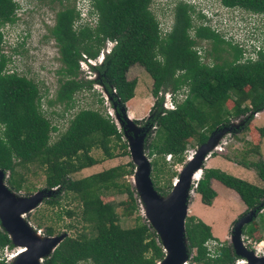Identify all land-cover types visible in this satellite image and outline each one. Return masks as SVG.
Wrapping results in <instances>:
<instances>
[{
	"label": "trees",
	"instance_id": "16d2710c",
	"mask_svg": "<svg viewBox=\"0 0 264 264\" xmlns=\"http://www.w3.org/2000/svg\"><path fill=\"white\" fill-rule=\"evenodd\" d=\"M88 1L89 10L83 16L68 3L54 13L47 37L56 44L60 77L54 98L45 103H58L62 111L68 110L73 106L74 94L89 90L92 82L104 86L117 110L119 104L133 96L135 80L127 79L126 71L133 64L141 66L151 79L150 92L155 96L151 110L159 126L157 134L144 144L149 158V177L155 192L164 196L171 186L158 185L159 174L166 172L158 164L165 163L166 154L173 163L182 162L184 138H193L199 146L231 117L247 113L253 116L254 112L264 110V53L259 52L254 61H242L240 49L211 28L212 18L195 12L183 0H171L172 19L164 33L150 10L153 0ZM217 1L232 10L264 16V0ZM17 8L14 0H0V27L17 20ZM208 8L211 15L217 14L214 8ZM239 17L244 19L240 13ZM81 18L88 21L75 24ZM201 41L208 44L203 51L209 57L208 62L202 61L201 46H197ZM105 42L110 45L100 55ZM12 51L17 52L15 48ZM97 57L99 61L91 63ZM9 58L10 55L2 52L0 30V170L7 172L4 184L14 192L23 190L26 194L31 189L24 182L21 169L31 164L41 167L45 188L58 190L43 202L57 205L60 196L70 193L80 202V219L90 227L88 234L63 235L41 264H156L163 257V251L148 223L137 217L132 226H120L111 205L99 197L105 191L117 189L116 180L132 170L116 165L79 178L69 176L98 162L89 154L92 148L100 149L105 159L115 156V147L122 149L120 155L127 154L112 120L99 109L81 108L66 120V126L60 131L40 109L42 93L37 84L14 69L6 72ZM79 63L92 69L96 78H78ZM182 87L184 92L180 91ZM166 90L182 95L178 101L173 99L172 109L162 105ZM228 100L232 103L230 108L226 107ZM52 133H55L53 137ZM233 162L252 169L264 184V158ZM210 179L233 190L245 212L253 210L255 215L263 212L258 209L263 208L259 204H264V188L218 168L201 167V175L193 188L201 203L209 205L215 196ZM124 190L131 198L126 186ZM64 213L76 214L69 209ZM253 231L251 222L242 228L248 237ZM44 235H52L50 226L45 227ZM184 236L188 254L193 250V255H189L193 264L237 261L226 243L214 249L215 256H206L203 243L212 238L210 228L194 215L184 217ZM5 245L9 247L10 241L0 229V249ZM0 264L6 263L0 259Z\"/></svg>",
	"mask_w": 264,
	"mask_h": 264
},
{
	"label": "rangeland",
	"instance_id": "374dc122",
	"mask_svg": "<svg viewBox=\"0 0 264 264\" xmlns=\"http://www.w3.org/2000/svg\"><path fill=\"white\" fill-rule=\"evenodd\" d=\"M19 1H26L23 8H31V6L35 5L37 6L36 11L34 10L30 13H27L26 15H22L23 20L22 18H17L13 24H10L9 26L3 25L0 27V30L4 33L3 36H5L4 43L2 44V52L6 55H10L6 69H14V71L18 74L25 75V77L32 79L33 82L37 84L39 92L42 93L40 109L42 112H44L46 117L49 118L51 123L55 124L60 131L66 126V120L74 112L81 108L99 109L108 115L121 134V141L125 144V150L127 151V154L120 155L119 153L122 151V149L115 147L113 148L115 156L110 159H105L103 158L100 149L92 148L89 151V154L93 158H96L98 162L89 167L82 168L79 171L70 174L69 176L71 178H79L116 165H121L125 170L131 169L132 173L125 174L116 180V183L119 184L117 189L105 191L101 193L99 197L103 203L111 205V208L113 209L114 215L116 216L117 222L120 224V226H132L135 223L137 217L142 219H144V217L141 213L142 201L139 198L132 182L133 170L136 165L134 158L136 156L134 151L133 157L131 156L132 151L129 149L131 144L130 140H134L135 138L141 139L140 153L138 150H136V154H141L144 158V161L149 162V158L146 156L144 144L149 142L159 131V126L156 123L155 118L152 115L153 111L151 110L155 96H152L150 92L151 79L149 75L142 69L141 66L137 64H133L128 68L125 74L126 78L135 80L133 96L125 103L119 104L117 106V110L116 107L114 109V99L104 88V86L100 83H92L91 81L89 90L83 89L74 94L73 106L68 110L62 111V106L58 105V103L46 105L45 101L47 99H53L55 96V91L58 86V78L60 77L57 71L61 66L55 41L51 37H47V30L53 24L54 13L58 11L60 7L68 3L73 5L76 10L79 8L81 9V3L79 0H68L67 2L63 0L61 3H58V0H30L31 3H27V0ZM207 3L217 12L222 10L220 7H218V3L216 1L207 0ZM172 6L173 2L171 3V0H153L150 4V10L154 14L158 25L164 30V32L167 31L171 23ZM18 13H20V10H18ZM21 13H24V11ZM224 13L234 15L236 19H239L237 11ZM83 21L88 20L81 18L80 20L76 21L75 24L81 23ZM89 23L92 24V19H90ZM42 35L44 36L42 37ZM22 37L23 39L21 40ZM17 42H22V44L17 46ZM109 45L110 44L108 42H105L100 53L102 54L109 47ZM197 46H201L200 55H203V51L208 48V44L203 41H201ZM14 48L17 52L12 51ZM97 61H99V57L92 60L91 62L95 63ZM202 61L208 62L209 57H205L203 55ZM91 71L92 69H86V66L82 63L78 64V78L82 80L96 78L94 72L92 73ZM180 91H183V87L180 89ZM166 92L170 93L168 90H166ZM177 94L176 98L180 99L182 96L180 97ZM98 99H101L100 103L97 102ZM163 101L165 105L164 96H162V102ZM231 104L232 103L230 100L226 101L227 108H230ZM248 115L249 114L247 113L243 116L231 117L228 123L222 126L223 129H215L208 135V138H212L213 136L216 137L215 147L217 149H211L204 154V159L201 161L200 167H210L208 166L209 164L207 162L210 158L214 160V162H210L212 166L215 165V162H219L216 161L217 159L221 160L222 158L229 160L232 163H234L233 161L241 160L243 158L249 161H255L257 159L264 158V111H260L258 115H254V113L253 116ZM242 117L243 122L241 121ZM239 124L242 125L240 126ZM127 125H130L133 130L137 131V135H132L131 132L128 131ZM232 125L238 126L236 130H234V128H230ZM193 134L195 135V133ZM54 135L55 133H52V137ZM183 141L182 162L173 163L172 158H168V156L165 155V163H163V165L161 163L158 164V166H162L164 171L167 172L159 174L158 185H164L166 188L172 186L171 183L173 180H177L185 168L188 166L189 169L191 166L189 165V160L186 159L189 156L192 158L199 146L195 143L193 138H184ZM128 163H130V165ZM234 166L239 167L240 165L234 163ZM242 168L244 170H248L247 174H249V176L240 178L239 175L235 176L234 173L228 174L264 188V184L257 178L255 172L252 169H247L244 167ZM147 169H150V166H148ZM20 172L22 173L24 182L29 185L31 189L28 193H26L27 195L32 194L34 191L46 189L44 186V172L41 167L31 164L25 169H21ZM5 179L6 176H4L3 180ZM190 182L189 190L191 192L189 193V190L186 191L185 216L192 215V209H194L193 206L200 207V204L196 203L199 195L193 191L195 181L191 180ZM217 183L218 187H220L222 191L230 193L226 197L223 195V197H225L224 199H228L229 201L227 200L226 205L221 207L222 209L219 210L217 215L220 220L223 217L226 218L227 213L233 218L228 222V226L225 228V237H223L221 240H214L229 244L231 247L229 242L230 230L233 229L235 222L243 217L247 212L244 211L242 204V207L238 206L240 205V202L236 194L231 192L220 182L217 181ZM125 186L130 191L131 198L126 194L124 190ZM55 193H58L56 187L52 188L48 196L46 195L42 197L40 202L36 204L33 210L27 212L24 215L25 221L30 224L31 228L38 229L42 236H45L44 229L47 226L51 227L52 235L57 236H75L79 233L88 234L90 232L88 223H85L80 219V202L79 200L73 198L70 193L60 196L59 204L57 205L51 206L43 202V199L51 197ZM59 193L61 194L60 191ZM16 194L26 195L24 194L23 190H19L16 192ZM224 199H221L222 201L220 200L217 202L216 206H221ZM260 205L263 207L262 209H258V212L263 210L261 215L254 214L247 222H251V225L254 228L252 236L248 237L244 235L242 230L240 235L242 236V242L245 249L252 251L256 256L264 255V204L260 203L259 206ZM66 209H69L76 214L68 216L64 213V210ZM261 217L262 219H260ZM245 224L243 226H245ZM260 224L263 225V228L260 226ZM257 245L261 247L260 250H257ZM15 250L16 248L10 243V246L6 247V250H4L5 252L2 250L0 253L4 252L7 255ZM189 255H193V250L190 254H188V251L186 252V263L193 264ZM235 257V260L243 259L242 256L237 254H235ZM3 261L6 264H10V261L8 259L6 260L5 256H3ZM233 264H235V261Z\"/></svg>",
	"mask_w": 264,
	"mask_h": 264
},
{
	"label": "water",
	"instance_id": "95a60500",
	"mask_svg": "<svg viewBox=\"0 0 264 264\" xmlns=\"http://www.w3.org/2000/svg\"><path fill=\"white\" fill-rule=\"evenodd\" d=\"M127 129L132 135H137V131L133 130L130 125H127ZM215 139L216 137L214 136L207 138L205 142L199 145L194 156L188 161L189 165H191L189 169L188 166L185 168L177 178L175 185V180H173L172 186L164 196H157L158 194L151 186L149 169H147L149 162H145L141 154H136V150L140 153L141 139L135 138L134 140H130L129 149L132 151L131 156L133 157V151L136 156L134 158L136 165L133 170L132 179L137 181V186H133L142 201L141 213L157 235L163 251V257L156 264H180L186 261L187 242L184 236V217L186 213V191L189 190L190 182L188 184V180H186V187H184L183 183L186 177H190L201 170L200 163L202 160L200 159H204V154L209 151H206L209 145L214 144L215 146ZM4 176L7 177V173L0 170V229L6 234L10 243L15 248L18 245L25 248H23V252L17 253L19 257L16 260H9L10 264H37V258L40 260L38 264H41V260L51 252L62 236H45L50 239L40 243L25 233L18 214L19 212H23L25 215L27 212L33 210L42 197L49 195L52 188L34 191L29 195H18L4 184ZM3 185H5L6 194L3 191ZM13 198L19 199V202H12ZM166 214L169 217H164ZM254 214L253 210L247 211L243 217L235 222L233 229L230 230L229 242L233 252L242 256L246 261L245 264H264V255L256 256L252 251L246 250L242 242V236H240L243 225ZM238 261H241V259Z\"/></svg>",
	"mask_w": 264,
	"mask_h": 264
},
{
	"label": "built area",
	"instance_id": "2783aa9c",
	"mask_svg": "<svg viewBox=\"0 0 264 264\" xmlns=\"http://www.w3.org/2000/svg\"><path fill=\"white\" fill-rule=\"evenodd\" d=\"M189 5H192L194 7V11H200L206 16H209L212 18L210 25L211 28L221 34V36L229 41L232 45H236L237 48L241 51V57L240 59L242 61L249 60L254 61L258 57V53H264V16L257 15L255 13H245L243 11H240L238 9H229L225 6H222L217 0H211L216 1L218 3V7H220L222 10L220 12H217L216 15H211V12L209 11V5L207 3V0H183ZM215 10V9H214ZM231 11H237L238 16L239 13L244 16V19H236L234 15L225 14L224 12H231ZM80 15L83 16L85 14V8L79 9ZM237 20V21H236ZM158 28L162 33H164V30L160 28L158 25ZM169 29V27H168ZM167 29V31H168ZM166 32V31H165ZM2 33V44L4 43L5 36H3ZM6 72H10V70H7ZM165 107L167 108H173V101H172V94L166 93L165 94ZM178 96H181V94H178ZM167 104V105H166ZM263 111V110H262ZM259 112H254V115H258ZM169 158V154H167ZM222 242L215 241L214 239L210 238L207 239L203 245L206 248V256L213 257L215 256L214 249L216 247L221 246ZM6 247L3 246L0 249V252L3 250H6ZM5 252V251H4ZM0 253V259H3V256H5V259H9L10 255L16 254L18 250L12 251L9 254Z\"/></svg>",
	"mask_w": 264,
	"mask_h": 264
},
{
	"label": "crops",
	"instance_id": "0c3cea01",
	"mask_svg": "<svg viewBox=\"0 0 264 264\" xmlns=\"http://www.w3.org/2000/svg\"><path fill=\"white\" fill-rule=\"evenodd\" d=\"M264 111V110H263ZM214 160H212V158H210L207 162H208V166L210 167H206V168H212V167H218V169L223 170L224 172L227 173H234L235 176L239 175L240 178H244L246 176H249V174H247L248 170H244L242 167H236L234 166V163H232L229 160H226L224 158L217 159L216 161L219 162H215V165L212 166V164H210V162ZM236 164V163H235ZM217 181L214 179H210V186L211 188L214 190L215 192V196L212 199L211 203L209 205L203 204L200 202L199 197L197 199V204H200V207H194V209H192V215H194L195 217L199 218L200 220H202L204 223H206L209 228H210V234L212 236V239H217V240H221L223 237H225L226 235V226H228V222L231 221V219L233 218L232 216L228 215L226 218L223 217L221 220L218 217V212L220 209H222L221 207L226 205V202L228 199H224L228 194H230L229 192L226 191H222L220 187H218L217 185ZM253 184V183H252ZM229 189V188H228ZM231 192H233L234 194H236L233 190L229 189ZM223 195L225 197H223ZM237 195V194H236ZM238 198V196H237ZM221 199H224L223 203L221 204V206L217 207L216 203L219 202ZM239 200V207H242V203ZM222 201V200H221ZM229 201V200H228ZM244 207V206H243ZM198 208V209H195ZM200 208V209H199ZM220 227V228H219Z\"/></svg>",
	"mask_w": 264,
	"mask_h": 264
},
{
	"label": "bare ground",
	"instance_id": "6f19581e",
	"mask_svg": "<svg viewBox=\"0 0 264 264\" xmlns=\"http://www.w3.org/2000/svg\"><path fill=\"white\" fill-rule=\"evenodd\" d=\"M131 124V123H130ZM210 149H217L215 146H214V144H211V145H209L207 148H206V151H208V150H210ZM186 160H191V157L189 156ZM200 160H203V158H201ZM200 175H201V170H199V171H197L195 174H192L190 177H186L185 178V181H184V183H183V185H184V187H186V180H188L187 181V183L189 184V182L192 180V181H195L196 179H198L199 177H200ZM175 181H174V185H175V183H177V180L176 179H174ZM1 181H3V180H1ZM132 182H133V185H135V186H137V181L135 180V179H132ZM191 183V182H190ZM4 187H5V185H3V191H4V193L6 194V191H5V189H4ZM8 190V189H7ZM10 191V190H9ZM191 191L189 190V193H190ZM156 194V193H155ZM157 195V194H156ZM157 196H159V195H157ZM12 202H19V199H15V198H13L12 200H11ZM18 217H19V219H20V223H21V225H22V227H23V229L25 230V233L29 236V237H31V238H33L34 240H36V241H38V242H44V241H47L48 239H50L49 237H45V236H42L41 234H40V232L38 231V229H33V228H31V226H30V224L28 223V222H26L25 221V219H24V213L23 212H19V214H18ZM164 217H169V215L168 214H166V215H164ZM38 231V232H37ZM24 246H20V245H18L17 247H16V250H18V252H23L24 251ZM260 246L259 245H257V250H260ZM17 252V253H18ZM13 254V255H10V258L8 259V260H16L19 256H18V254ZM238 260H240V259H238ZM36 261H37V264L40 262V260H39V258H37L36 259ZM246 263V261L244 260V259H241V261H238L237 262V264H245ZM180 264H187L186 263V261L185 262H183V263H180Z\"/></svg>",
	"mask_w": 264,
	"mask_h": 264
},
{
	"label": "clouds",
	"instance_id": "9594fccd",
	"mask_svg": "<svg viewBox=\"0 0 264 264\" xmlns=\"http://www.w3.org/2000/svg\"><path fill=\"white\" fill-rule=\"evenodd\" d=\"M17 4H18V8H17V10H16V12H15V14H16V17H18V18H22V20H23V17H22V15H26L27 14V11H28V9H30V8H23L24 7V3H26V1H24V2H20L19 0H14ZM79 2L81 3V8H85V13L86 12H88V10H89V1L88 0H79ZM80 9V8H79ZM79 9H76L77 11H79ZM18 10H20V13H18ZM22 11H24V13H21ZM10 24H5V26H9ZM42 36H44V35H42ZM24 37V36H23ZM23 37L21 38V40L23 39ZM20 40V41H21ZM18 43H20V42H17L16 43V45L18 44ZM15 45V46H16ZM100 55H101V53H100ZM166 93H168V92H164L163 94H162V96H164V100H165V97H166ZM171 93V92H170ZM172 94V93H171ZM179 94V93H178ZM177 94V95H178ZM182 96V95H181ZM180 96V97H181ZM177 96H176V94H172V101H173V99H177L176 98ZM178 100V99H177ZM162 105L165 107V105H164V101L162 102ZM174 107V106H173ZM167 108V107H166ZM170 109H172V108H170ZM167 155V154H166ZM197 180V179H196ZM195 180V181H196ZM238 261V260H237Z\"/></svg>",
	"mask_w": 264,
	"mask_h": 264
},
{
	"label": "flooded vegetation",
	"instance_id": "af4514ba",
	"mask_svg": "<svg viewBox=\"0 0 264 264\" xmlns=\"http://www.w3.org/2000/svg\"><path fill=\"white\" fill-rule=\"evenodd\" d=\"M29 1H30V0H27V3H31V1H30V2H29ZM49 1H50V0H49ZM49 1H48V2H49ZM36 6H37V5H35V6H31V8L28 9V10H30V11H34V10H35V11H36Z\"/></svg>",
	"mask_w": 264,
	"mask_h": 264
}]
</instances>
